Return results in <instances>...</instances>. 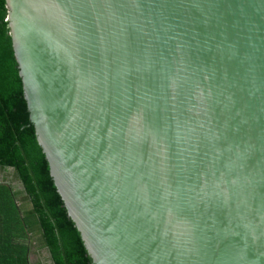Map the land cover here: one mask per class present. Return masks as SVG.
Instances as JSON below:
<instances>
[{
	"label": "water",
	"instance_id": "obj_1",
	"mask_svg": "<svg viewBox=\"0 0 264 264\" xmlns=\"http://www.w3.org/2000/svg\"><path fill=\"white\" fill-rule=\"evenodd\" d=\"M6 6L92 264H264V0Z\"/></svg>",
	"mask_w": 264,
	"mask_h": 264
},
{
	"label": "trees",
	"instance_id": "obj_2",
	"mask_svg": "<svg viewBox=\"0 0 264 264\" xmlns=\"http://www.w3.org/2000/svg\"><path fill=\"white\" fill-rule=\"evenodd\" d=\"M7 17L0 0V264H92L36 141Z\"/></svg>",
	"mask_w": 264,
	"mask_h": 264
},
{
	"label": "rangeland",
	"instance_id": "obj_3",
	"mask_svg": "<svg viewBox=\"0 0 264 264\" xmlns=\"http://www.w3.org/2000/svg\"><path fill=\"white\" fill-rule=\"evenodd\" d=\"M3 178H5L4 175L2 176V175L0 174V181H2ZM6 179H7V177H6ZM7 180H8V181L10 180V176L8 177ZM15 183H16V182H15ZM41 253H42V254H35V255H33V256H32V259H34V258H36V257H38V256H39L40 258H44L46 254H45L43 251H42ZM43 261H44V260H43ZM46 262H48V261H46Z\"/></svg>",
	"mask_w": 264,
	"mask_h": 264
}]
</instances>
